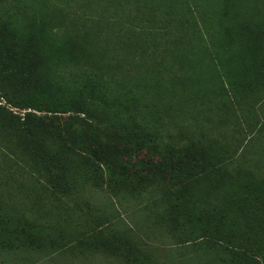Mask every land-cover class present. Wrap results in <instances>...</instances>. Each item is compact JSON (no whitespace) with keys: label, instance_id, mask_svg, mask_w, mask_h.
I'll use <instances>...</instances> for the list:
<instances>
[{"label":"trees","instance_id":"trees-1","mask_svg":"<svg viewBox=\"0 0 264 264\" xmlns=\"http://www.w3.org/2000/svg\"><path fill=\"white\" fill-rule=\"evenodd\" d=\"M8 1L0 0V11ZM24 3L14 0L15 9ZM158 5L184 33L180 40H189L173 52L174 63L208 60L211 76L203 70L189 81L194 99L206 108L222 104L223 122L238 126L250 144L256 125L245 102L254 101L255 108L264 101V0H159L154 13ZM167 25L165 32L174 27ZM54 28L14 11L0 16V98L6 102L0 105V148L6 160L62 194L104 184L140 195L161 185L190 193L200 238L217 241L191 264H264V179L231 171L224 152L168 145L159 126L141 115L138 95H123L85 68L95 48L58 37ZM160 82L153 71L143 75L142 88L161 93ZM168 104L172 113L181 108ZM205 204L216 213L207 216ZM254 227L258 240L245 235ZM28 237L0 206V256L33 244L24 241Z\"/></svg>","mask_w":264,"mask_h":264},{"label":"rangeland","instance_id":"rangeland-1","mask_svg":"<svg viewBox=\"0 0 264 264\" xmlns=\"http://www.w3.org/2000/svg\"><path fill=\"white\" fill-rule=\"evenodd\" d=\"M157 1L24 0L18 12L14 0H9L2 4L0 16L14 11L24 19H46L58 37L95 48L85 68L101 73L123 95H138L141 115L159 126L168 145L224 152L231 171L264 179V101L255 108L254 101L245 102L254 111L249 117L256 125L254 140L246 145L245 133L223 122L222 104L206 108L194 99L189 81L203 70L210 72L205 67L208 60L194 66L174 63L173 52L189 40H180L184 33L175 29L161 5L154 13ZM165 22L174 25L169 32L163 30ZM153 71L161 79V93L142 88L143 75ZM167 93H173V98H163ZM172 101L179 103L181 111L171 112ZM1 104H6L2 98ZM28 172L6 160L0 148V206L32 238L24 241H34L24 250L0 256V264H191L208 249L205 246L217 245L215 240L200 238L190 193L170 185L151 187L141 195L113 191L105 184L62 194ZM204 211L207 216L216 213L207 204ZM248 231L245 235L258 240L255 227Z\"/></svg>","mask_w":264,"mask_h":264}]
</instances>
